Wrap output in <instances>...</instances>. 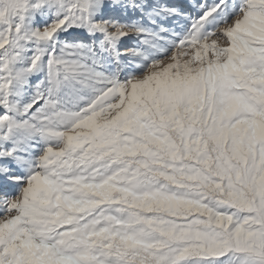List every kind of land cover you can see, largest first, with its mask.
<instances>
[{"label": "snow or ice", "instance_id": "6c2138e0", "mask_svg": "<svg viewBox=\"0 0 264 264\" xmlns=\"http://www.w3.org/2000/svg\"><path fill=\"white\" fill-rule=\"evenodd\" d=\"M0 264H264V0H0Z\"/></svg>", "mask_w": 264, "mask_h": 264}]
</instances>
